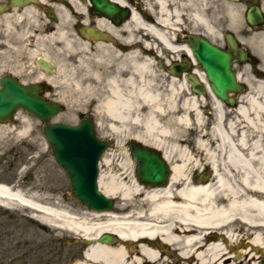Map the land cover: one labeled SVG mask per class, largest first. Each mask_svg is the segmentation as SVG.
Masks as SVG:
<instances>
[{
  "label": "flooded vegetation",
  "instance_id": "af4514ba",
  "mask_svg": "<svg viewBox=\"0 0 264 264\" xmlns=\"http://www.w3.org/2000/svg\"><path fill=\"white\" fill-rule=\"evenodd\" d=\"M145 2L151 0H17V3L15 0H0V93L11 82L22 85L37 83L39 95L59 101L65 111L62 91L50 81L54 75L37 63L43 61L42 56L48 57L47 52L42 53L46 49L43 41L62 23L63 11L66 10L69 14L67 18L71 19L69 27L79 43L72 54H66L61 59L71 67L75 97L92 98L87 106H81L82 102L77 100V121L82 117L92 119L98 134L109 138L101 156L99 172L111 176L123 174L124 177L128 173L134 176L131 148L139 144L162 154L171 176L173 165H180L177 163L181 159L179 155L172 151L168 159L164 154L170 150L167 144L156 146L134 135L144 124L146 108L141 99L140 77L133 65L141 63L145 57L151 58L154 63L152 76L174 89L178 102L175 107L167 106V92L155 91L163 95L159 99L162 110L158 119L168 120L173 111L181 109L183 99L188 98L201 101V111L211 113L209 81L202 74V65L188 51L191 50L190 39L203 38L231 55L233 74L225 78L227 87L221 88L224 97H217L220 108L218 129L245 162L229 160V144L219 146L223 142L219 137L213 167L208 155L200 153L191 142L186 145V158L190 161L184 166L182 174L197 183L214 184V189L220 193L223 187L216 185L215 168L217 175L229 187L248 191L243 179L247 178L252 183L255 175L264 176V148L261 147L264 143L261 136L264 134H257L254 129L255 120L257 123L264 120V0H169L181 25L173 32L171 45L174 50L164 49L157 43L156 53L149 56L144 55L140 31ZM134 13L138 17L137 23L133 19ZM197 15H201L207 23L197 22ZM138 30L139 34H136ZM32 52L38 54L33 60ZM111 79L116 81L121 95L128 97L130 103L121 120L101 111V101L110 95ZM195 88L204 90V95H199ZM253 99L257 105H254ZM239 109L249 114L248 120L239 113ZM8 119L10 122L0 123V176L9 174L16 177L18 171L25 170L27 172L22 177L31 182L32 174L38 168L43 172L47 161L46 151L40 156L42 160H38L37 149L41 150V144L44 149L47 147L41 141L31 144L33 129L28 115L17 111ZM111 125L116 128L114 133ZM210 126V123L205 125L207 130ZM34 127L36 131L40 126L36 123ZM122 131L125 138H115ZM255 142L259 143L258 148L253 147ZM182 182L183 179L178 178L174 188H179ZM222 201L220 196L217 202L221 204ZM29 222L30 219L17 218L0 209V264L45 263L41 251L44 235L40 230L32 229ZM229 230L230 236L225 234L224 229L207 230V236L200 244L189 248L185 259L175 257L174 251L170 250L169 261L194 264L193 256L196 254L193 249L218 243V254L223 264H229L228 257L238 261L246 255L241 246L247 240H240L237 227ZM155 243L157 249L161 248L160 241ZM164 246L169 249L168 245Z\"/></svg>",
  "mask_w": 264,
  "mask_h": 264
},
{
  "label": "bare ground",
  "instance_id": "6f19581e",
  "mask_svg": "<svg viewBox=\"0 0 264 264\" xmlns=\"http://www.w3.org/2000/svg\"><path fill=\"white\" fill-rule=\"evenodd\" d=\"M155 5L154 9L147 6L144 10L145 15L140 29L143 35V48L153 50L158 43L169 50H174L169 35L173 30L172 21L177 19L178 14L169 9V0H155ZM68 15V12H65L63 19ZM133 19L134 22H138L136 13ZM196 19L201 23L206 21L201 15H197ZM140 31L138 30L136 34ZM53 37L58 38L68 50H72L79 43L75 34L69 29L58 27ZM150 64L151 62L144 58L141 63L135 62L133 65V69L140 77L141 99L146 108L144 124L135 132V137L156 146L170 145V150L164 153L165 156L170 159L174 151L181 158L177 162L180 165H173L167 186L148 189L130 177L123 180L119 176L105 178L104 175H100V189L108 196L118 197L119 210L124 212L122 214L90 212L87 213L91 217L88 219L90 221L71 215L62 205L48 206L45 201L43 203L41 199L30 196L25 188L22 189L17 185L0 183V205L6 207L21 205L41 223L49 224L48 221L52 220L51 225L56 226L58 230L71 233L81 242L88 241L89 243L83 246L82 253L69 264H171L172 261H168L170 250L174 251L175 257L185 259L189 255V248L192 249L194 245L200 244L207 236V230L224 229L225 234L230 236L229 229L235 226L244 228L242 236L250 245L243 260L236 261L235 258L228 257L229 264H253L249 263L251 259L261 264L264 259V176L255 175L252 183L247 178L243 179V184L247 185L246 192L229 187L217 175L215 168L213 170L214 178L217 179L216 185L223 187L220 193L214 189V184H201L187 179L182 174L184 166L190 161L186 158L187 141L181 139L179 142H167L180 131L169 125H161L157 119L161 110L158 103L160 94L151 90L152 79L146 77ZM128 82L131 83V80ZM109 86L110 95L102 103L104 111L110 117L121 120L130 104L129 99L118 91L115 80L111 79ZM173 91L174 89L171 88L172 94L168 102L170 106L176 105ZM253 102L257 105L254 99ZM183 104L190 106V111L189 113L186 110L182 111L174 119L176 122L186 124L190 115L197 122L202 120L195 98L185 99ZM213 104L217 123L212 128V141H205L199 137L196 142L208 155V161L213 167L218 148L215 143L217 135L218 139L221 138L223 141L219 146L229 144L227 154L229 160L245 162L234 150L232 143L227 142L226 136L219 131L220 108L216 101H213ZM239 113L248 120L249 114L246 115L242 109H239ZM110 128L116 130L114 125ZM254 129L257 134H264V120L261 123L255 120ZM253 147L258 148L259 143L255 142ZM261 147L264 148V143H261ZM178 178L183 179V182L179 188H174ZM217 195L223 198V203L217 202ZM137 198L145 203L126 204L127 201ZM103 234L116 235L119 243L116 245L100 243L98 238ZM211 235L215 236L208 234ZM157 240L168 245L169 249L167 250L164 245L157 249L155 247ZM219 250V243L207 247L200 245L193 249L196 254L193 256L194 264H223L218 254ZM257 252H260L259 257L255 256Z\"/></svg>",
  "mask_w": 264,
  "mask_h": 264
},
{
  "label": "water",
  "instance_id": "95a60500",
  "mask_svg": "<svg viewBox=\"0 0 264 264\" xmlns=\"http://www.w3.org/2000/svg\"><path fill=\"white\" fill-rule=\"evenodd\" d=\"M198 46L193 49L194 53L203 64L214 92L220 95L218 80L231 73L230 57L205 41H199ZM6 94L9 96L0 95V119L5 111L7 113L13 108H22L42 121L59 112L57 105L37 97L34 88L11 83ZM44 132L54 159L68 175L71 194L93 210H109L111 201L97 191V160L105 145L96 139L93 125L88 121H82L78 126L54 124L47 126ZM133 155L136 159L138 153ZM141 163L139 179L157 186L165 183L168 170L160 157L146 155ZM101 240L110 239L105 236Z\"/></svg>",
  "mask_w": 264,
  "mask_h": 264
},
{
  "label": "rangeland",
  "instance_id": "374dc122",
  "mask_svg": "<svg viewBox=\"0 0 264 264\" xmlns=\"http://www.w3.org/2000/svg\"><path fill=\"white\" fill-rule=\"evenodd\" d=\"M154 2L155 1L146 2V3H152V6L154 7ZM66 23L64 24V28L69 27L70 19L69 21L67 20ZM43 44L44 46H46V49H44V52H48L52 56V58L56 60L57 62H60L62 60L61 59L62 55L68 54V53H65V50L60 47L61 43H59L57 39L49 38L48 40H44ZM36 55L38 54L32 52V60L34 59ZM150 67L153 68V65H150ZM62 68H63V71L56 73L55 78H54L55 79L54 83L58 84L59 85L58 90H61L65 94L64 99L66 101L67 109L64 113H62L59 116V118L60 120H64L65 122H73L75 120V116L77 113V110H76L77 98L72 92V79H71L72 74L69 73V71L67 70V68H70V67L64 64L62 65ZM64 69L66 71L67 82L61 83L63 80L62 75L63 76L65 75ZM148 74H152L151 70L149 71ZM157 83L159 84V87H157V84L154 83V86H155L154 90H160L162 89L163 86H165L164 83H160V82H157ZM91 100L92 99L84 98V99H81L80 102L87 104L86 102H89ZM203 115H204L203 120L198 123L194 120V118H192L190 121L191 125L189 127H184L180 123L175 122L174 129H177L178 131H180V133L178 132V134L173 137L177 139L178 141L185 138L188 142L192 141L198 147L199 145L196 142V140L193 141L195 138H198V139L199 137L202 139L206 137L212 138L211 126L214 125V123H216V121H214L215 115L213 114V109L211 110V113H207V114L204 113ZM206 123L211 124V126L208 128L210 135L206 134L207 132L206 131L207 128L205 127ZM203 124L205 125L203 126ZM124 137H125V132L123 131L121 136H119V138L122 139ZM41 154H43L42 151L39 154H37L39 155L38 160H42V157H40ZM54 165L55 163L52 160L50 152L47 151V161H46L45 169L43 170V172L38 168L34 172L35 178L33 179L32 183L27 184L26 181H24L26 189L31 187L28 194L32 197L35 196L39 198V200L41 199L43 203L45 201L46 205L51 206V207H53L56 204L62 205L69 211L71 215H74L79 219H85L87 221H90L88 219H90L91 217L84 210L83 206L70 195L68 180L64 172H62L56 166L54 167ZM18 173L21 174L22 170L21 172H18ZM7 176L8 174H2L3 179H7ZM217 199H219L218 195H217L216 200ZM128 203L140 204V203H145V202L140 201L139 198H137V199H132L126 202V204ZM8 212L10 214L14 213L17 216L24 215V217H20V218H28V217L30 218L31 216V218L35 219V217H32V214L28 212L21 205L19 206L15 205V206L9 207ZM48 223L49 224H46L45 226L46 231L45 230L42 231L41 227L43 226V223H40V224L37 223V225L35 224L33 225V223L30 224L32 229L40 230L43 233L44 238L46 239V241L43 242V246L44 245L46 246L43 249H41L42 257H43V260L45 261V263L43 264H69V262H71V259L76 256V252L80 250L81 248L80 242H75L74 240L75 238L71 233L64 232L63 230H58L56 226L51 225L53 224L52 220H49ZM255 256L259 257L258 254H256ZM241 260H243V258ZM249 263L257 264L259 263V261L257 260L254 261L251 259V262ZM261 264H264V259Z\"/></svg>",
  "mask_w": 264,
  "mask_h": 264
}]
</instances>
